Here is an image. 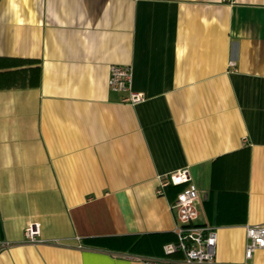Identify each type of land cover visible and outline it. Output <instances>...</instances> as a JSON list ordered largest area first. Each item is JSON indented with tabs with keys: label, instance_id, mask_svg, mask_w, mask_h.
Listing matches in <instances>:
<instances>
[{
	"label": "crops",
	"instance_id": "obj_1",
	"mask_svg": "<svg viewBox=\"0 0 264 264\" xmlns=\"http://www.w3.org/2000/svg\"><path fill=\"white\" fill-rule=\"evenodd\" d=\"M110 64L144 101L109 90ZM182 169L217 261L243 263L264 225V0H0V264L164 258L158 177ZM28 223L61 242L25 243Z\"/></svg>",
	"mask_w": 264,
	"mask_h": 264
},
{
	"label": "built area",
	"instance_id": "obj_2",
	"mask_svg": "<svg viewBox=\"0 0 264 264\" xmlns=\"http://www.w3.org/2000/svg\"><path fill=\"white\" fill-rule=\"evenodd\" d=\"M107 85L110 91L125 94L123 102L135 105L144 101L142 93L132 90V67L130 65L110 64ZM170 185H184L170 204V209L175 212L176 240L163 245L164 258H135L146 264H230L220 263L216 259L217 229L210 225L195 223L198 217L196 205L199 195L196 186L190 181L188 171L182 169L158 177L157 193L163 194L165 188ZM244 233V262L240 264H248L247 261L252 260L256 251L264 250V225L246 224ZM23 234L24 242L28 244H59L61 242L59 239H42L37 223H28ZM9 247H11L9 242L0 241V251ZM173 254H179L180 257L168 258Z\"/></svg>",
	"mask_w": 264,
	"mask_h": 264
},
{
	"label": "trees",
	"instance_id": "obj_3",
	"mask_svg": "<svg viewBox=\"0 0 264 264\" xmlns=\"http://www.w3.org/2000/svg\"><path fill=\"white\" fill-rule=\"evenodd\" d=\"M167 188H172L174 189V192H175V197L177 195L178 192H180L183 188H184V185H180V186H167L165 189ZM197 225H208V224H197ZM176 240V237L174 239V241Z\"/></svg>",
	"mask_w": 264,
	"mask_h": 264
},
{
	"label": "rangeland",
	"instance_id": "obj_4",
	"mask_svg": "<svg viewBox=\"0 0 264 264\" xmlns=\"http://www.w3.org/2000/svg\"><path fill=\"white\" fill-rule=\"evenodd\" d=\"M254 256H255V254H254Z\"/></svg>",
	"mask_w": 264,
	"mask_h": 264
}]
</instances>
